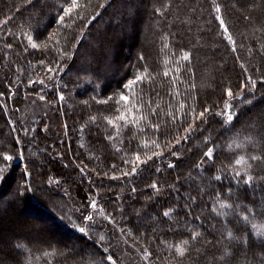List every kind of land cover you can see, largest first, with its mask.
Here are the masks:
<instances>
[{"label": "trees", "instance_id": "16d2710c", "mask_svg": "<svg viewBox=\"0 0 264 264\" xmlns=\"http://www.w3.org/2000/svg\"><path fill=\"white\" fill-rule=\"evenodd\" d=\"M64 7L0 0V264H264V0Z\"/></svg>", "mask_w": 264, "mask_h": 264}, {"label": "snow or ice", "instance_id": "6c2138e0", "mask_svg": "<svg viewBox=\"0 0 264 264\" xmlns=\"http://www.w3.org/2000/svg\"><path fill=\"white\" fill-rule=\"evenodd\" d=\"M77 8H79V0H71V7H64V8H63V14L59 17V22H60L61 24H63V23H64V17H69V16H71V14L73 13V11L76 10ZM216 11H217V12L220 11L219 7L216 8ZM220 23H221V25H223V21H222V20L220 21ZM225 31L227 32V28H225ZM28 39L31 40L32 37L29 36ZM228 39L231 40V36H229ZM8 47H11V45H8ZM32 47H36V45H35V44H32ZM182 59H184V60H188V59H189V55L186 53V54L182 57ZM164 75H165V76H168V75H169V72H167V71L164 72ZM146 78H147V76L144 75V74H142V75H138V76L136 77V79H135L134 81H130V82H129V85H126V87L133 86V85H135L137 82H142V81H143L144 79H146ZM228 95H229V96L232 95L230 91H229ZM41 99H43V97H41ZM61 99H62V97H61ZM121 99H122V100H125V101H128L129 98H128L127 96H122ZM181 108H183V105H181ZM130 111H131V108H129V112H130ZM206 111H207V110H206ZM200 115L202 116L203 113H200ZM225 115H226V118H227V119H226V122H231L232 119L234 118V116H233V114H232V112H231L230 106H227V105H226ZM145 118H146V117H145ZM116 119L124 120V119H125V116H124V115H121V116L117 117ZM108 122H109V124H113V120H109ZM156 127H158V126H156ZM205 155H206L207 157L211 158V156H212V149L210 148V149L208 150V152L205 153ZM150 158H151V157H149V159H150ZM8 159H11V157H8ZM137 159H139V156H137ZM259 159H261V157H259V156H253V157H252V160H259ZM235 163H236L237 165H246L247 168H250V167H251V164H248L247 160H246L245 157H243V156L239 157V158L235 161ZM171 166H172V165H170V167H171ZM135 170H136V169H135V167H134V168H133V172H135ZM244 171H246V169H244ZM126 175H127V173H126ZM235 175H236V176H240V175H241V172H240V171H237V172L235 173ZM217 179H219V177H217ZM254 179H255V178H254L252 175H247L243 182H244L245 184H251V182H252ZM153 187H155V185H153ZM220 206H221V208H223V207H231L230 205H224V204H221ZM90 207L93 208V209H96V208H97V204H96V202L93 201V202L90 204ZM251 211H252V209L249 208V209H248V212H251ZM164 215H165V216H168L169 213H168V212H165ZM242 218H243V220L248 221V216H247V215L243 216ZM85 219L91 221V220L93 219V217H92L91 215H89V216H86ZM252 227H253V229L255 230L257 236H259V237H264V228H259V227H258L257 225H255V224H253ZM79 230H80L81 232H84V231H85V229H84L83 227H81ZM198 235H199V233L196 234V236H198ZM229 236L231 237V233H229ZM195 238H196V237L194 236L193 239H195ZM102 239H103V237H101V240H102ZM187 243H188V241H183V244H187ZM176 251H177V253H178L180 256H183V255L185 254V252H186V249H185L184 247L178 246V247L176 248ZM107 259H108V261L111 262V264H115V261H113V258H112L111 256H108Z\"/></svg>", "mask_w": 264, "mask_h": 264}, {"label": "rangeland", "instance_id": "374dc122", "mask_svg": "<svg viewBox=\"0 0 264 264\" xmlns=\"http://www.w3.org/2000/svg\"><path fill=\"white\" fill-rule=\"evenodd\" d=\"M30 96H26V99H23V101L20 102V104L18 105V112L20 111L21 112V117H22V120L24 119L25 121H27V124H33L34 122H37L38 123V118L36 117L37 115L39 114H43V116L45 118H48V114H47V110H46V106H43L38 103H35V101H32L31 98H29ZM28 99V100H27ZM41 116V115H40ZM37 118V119H36ZM13 213H8L7 215V218L9 219L11 217ZM6 218V217H5ZM22 218H24L26 221L30 218L29 217V214H26V213H20L19 215H14L10 221L7 220V221H1L2 222V226L0 227L1 229H10L12 228V224H13V221H23ZM28 218V219H26ZM29 221V220H28ZM5 226V227H4ZM1 231L0 230V234H1ZM121 236L124 237V239H127L124 235L121 234ZM118 237V236H117ZM119 239V237H118ZM123 239V245L126 247V252L130 255V256H134V257H138L139 255L143 258V264H146L144 262L145 258L144 256H146L144 254V252L139 253L137 251H133L131 250L128 246H127V243H126V240ZM2 248V246H1ZM0 248V250H1ZM124 250V249H123ZM147 260V259H146ZM115 261L117 262V260L115 259ZM118 263V262H117ZM120 264V260H119V263Z\"/></svg>", "mask_w": 264, "mask_h": 264}]
</instances>
